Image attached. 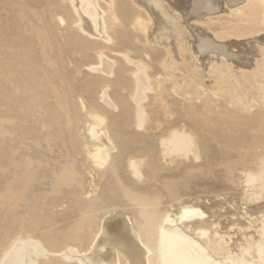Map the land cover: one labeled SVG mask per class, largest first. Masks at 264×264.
I'll return each mask as SVG.
<instances>
[{"label":"bare ground","instance_id":"obj_1","mask_svg":"<svg viewBox=\"0 0 264 264\" xmlns=\"http://www.w3.org/2000/svg\"><path fill=\"white\" fill-rule=\"evenodd\" d=\"M8 1L39 17L42 61L14 59L15 48L1 45L6 51H0V146H5L2 153L7 148L11 154L4 153L0 161V177L5 180L0 191L5 221L0 227L7 231L0 241V264H264V237L241 257L235 247L228 250L230 241L215 234L213 227L210 231L183 226L192 234L179 227L195 206L181 203L175 183L164 182L162 187L181 204L176 214L161 209L162 195L144 186L160 182L158 174L165 170L186 163V169L193 171L200 167L197 162L205 158L209 162L213 143L221 156L233 159L234 154L238 172L264 170V0H102L105 6L98 0ZM191 21L207 25L213 35ZM49 28L56 30L57 44L51 43ZM73 28L77 32L73 36L64 34ZM235 48L252 57L235 62L239 57ZM118 52L127 57L111 56ZM128 58L143 66L129 63ZM92 65L97 68L89 69L97 77L85 87L101 94L100 103L86 100L78 87L80 68ZM16 66L30 71L19 73ZM39 67L42 75L36 71ZM69 86L74 89L69 91ZM129 118L143 135L159 136V151L154 142L144 145L132 135ZM21 122L41 123V129L49 132L45 138L51 152L58 140L74 151L65 154L70 159L53 185L57 194L63 188L73 190L49 203L48 216L37 214L45 200L38 205L37 198L32 201L27 194L42 162L27 157L21 168L16 147ZM82 133L89 144L101 147L95 149L98 154H88L94 150L78 140L85 139ZM83 154L91 162L82 160L91 177L87 189L76 167ZM122 168L131 178L120 174ZM229 171L232 177L235 171ZM96 174L107 178L103 188ZM250 176L238 178L247 183ZM261 184L264 188V180ZM125 197L130 204L122 200ZM54 209L69 212L59 215ZM122 209L132 212L134 227L109 218L103 222L111 211ZM31 239L42 244L50 257L28 260L31 247L25 240ZM69 246L78 249L76 256L90 253L73 260ZM63 252L70 255L56 256Z\"/></svg>","mask_w":264,"mask_h":264},{"label":"rangeland","instance_id":"obj_2","mask_svg":"<svg viewBox=\"0 0 264 264\" xmlns=\"http://www.w3.org/2000/svg\"><path fill=\"white\" fill-rule=\"evenodd\" d=\"M98 2H101V5H104V6L106 5L104 3H107L106 0H104V3H102L103 2L102 0H98ZM22 9H23L24 13L21 15V13L19 11H21ZM99 10L101 12L103 11L101 9H99ZM38 11H42V10L39 9ZM191 23L193 25L197 24L194 21H191ZM49 25L51 27H53L54 23H50ZM200 25L201 24H197V26H199L201 28L204 27L203 29H206L207 33L209 32L210 35L211 34L213 35V33L208 29L207 25H201V26ZM40 26H41V24L39 23V17L35 16V13L32 12L31 10L27 9L26 7L21 8L18 5L12 6L8 0H0V51L1 50L3 52L6 51V47L2 48L1 45H5L8 43V44L12 45L13 48H15L13 50V54L15 57L14 59L19 57L22 61L26 60L29 63H37V64L41 63V61H42V44H40V42H39L40 37H39V33H38V27H40ZM64 26L65 25H63L62 27H64ZM49 29H51V28H49ZM50 32L52 34L51 35V37H52L51 43L57 44L59 39L56 37V30L51 29ZM73 32H76V29L73 28L68 33H67V31L64 32V34L69 35V36L70 35L73 36ZM18 36H20V37H18ZM31 43H32V45H31ZM32 46H33V48H32ZM64 50L65 49L62 48V51H64ZM233 52L237 53L239 55V57L235 56V58H234V59H236L235 62H238V63H245L248 61L249 58L252 57V54L251 55L245 54V52H243L244 56H242V53H240L238 51V49H236V52H235V50H233ZM118 54H120V55H118ZM123 54H125V53L118 52V53H112L111 56L116 57V58L127 57L126 54L125 55H123ZM243 59L246 61H244ZM110 60H113V59H110ZM113 62H114V60H113ZM128 62L129 63H136L140 66H143L142 65L143 63L140 62L139 60L135 59V58H133V59L128 58ZM183 62L186 63V61H184V60H183ZM85 67L86 66L80 68L79 77L81 80V84L79 83L78 87H80L84 90L83 96L86 100L100 103V101L102 100V99H100L101 94H97V93H95V91L93 89L88 90L87 87H85V86H88L87 85L88 80H95L96 79L97 75H95L89 69V68H95L96 66L92 65V66H89L86 68ZM16 69H17L16 71H18L19 73H25V72L29 73V71H30L29 69L24 70L23 66L22 67L19 66ZM36 71L40 75L43 74L42 73L43 70H41L40 67ZM140 73H141V71L139 72V70H138V72H136L137 75H139ZM179 75L183 76L180 73H178V76ZM144 76H145V79L149 83L151 82L152 84H155V82H156L155 79H153L149 75L147 76L146 74H144ZM241 81H242V78H241ZM243 82L245 83V81H243ZM195 84L196 83H192V87L198 86L197 87L198 89H201L203 87V85H201V84L200 85L199 84L195 85ZM245 84H247V82ZM71 89H74V88L69 86L68 90L70 91ZM109 93H111V95H114L113 89H110ZM152 95H153V93H151V96ZM24 98L26 99L28 97L25 96ZM17 99H23V98H21L20 95H18ZM70 99L72 102H75L76 96H70ZM142 103H143V101H142ZM72 105L74 107L73 103H72ZM113 110L114 109H112V112L114 114L119 113L118 109H115L114 111ZM77 111H78L77 112L78 115H81L79 110H77ZM22 115H24V114H22ZM45 119H48V114L45 116ZM128 121L130 124L132 123L131 127L128 130H130L132 132V135H135V136L137 135L136 137L140 139L142 144L149 145V146L154 145L153 146L154 148L156 146L157 147L160 146L159 145L160 144L159 136H154L155 133L154 134L150 133V135L149 134L143 135L144 134L143 132L139 131V129H136L134 127L133 120L131 118H129ZM18 126H19L18 127V129H19L18 130V136L19 137H18V140L16 142V147L18 149V157H19L20 161L22 162L21 168L22 169L25 168V163L29 157L32 158L34 161H36V163L42 162V166L36 170V173H35L36 180L31 185V187L27 190V194L30 195V198L32 201L35 198H37L36 204H38V205L42 204L44 202L43 200H45L44 203L46 205L43 207H39L37 214L48 216L50 214V210H51V205H49V203L54 202L56 199L62 200L63 197L67 194L68 190H73L70 188H63V193L57 194L54 192L55 190L53 189L54 188L53 185L57 179V175H60V173L63 171L64 164L67 162L66 160L70 159L69 157L67 158L66 157L67 155H65V154H68L69 153L68 151H70V153H72V152L74 153V151L71 148V146H69V144H68L69 148H64L63 143H60L61 140H58L57 142H59L58 143L59 147L58 146L54 147L53 152H51L49 150V147L47 146L46 138H45L49 132L45 129H41V123H37V124L32 123L31 124V123H22L21 122L18 124ZM33 129H35V131ZM134 130H136V131H134ZM179 130H180V128L175 129V131H179ZM82 134H84L85 139L80 137L78 140L80 142H82L83 145H85V146L87 145L90 149L93 148V150H94L93 153L91 151V153H88V154H90V155L98 154L99 151H95V149H98L101 147H99L98 145L89 144V142L91 140L87 138V134L86 133H82ZM65 135H64V138L66 141H68L69 140L68 134H65ZM138 135H140V136H138ZM75 136L77 137V133ZM157 139H158V141L155 142V140H157ZM153 142H154V144L152 145ZM135 145L136 144L134 143L132 146H135ZM211 146H212V150H211V152H209V157H210L209 162H208V159H206V158L203 161L197 162L196 164L198 166L200 165V167L195 168V170H193V171H189L186 169V167L188 166L186 163L182 164L180 166V168L177 170L176 169H172L171 171L165 170V171L160 172L158 174V178L160 179V182L153 181L150 184H144V186H147L148 188L151 189V190L149 189L150 193H160L162 195L161 209L169 208L173 211V213L176 214L177 212H179L181 204L173 201L169 196V190L162 187V183H164V182H166V183L168 182V185H170V186H171L172 182L175 183L174 187H175V190L178 191V194L181 197V201H182L181 203H183V205H185V206H189V205L195 206L194 211L186 214L187 218H190V219H187L186 215H185L184 216L185 218L183 220L184 225L179 224V225H181L179 227L181 229H183L187 225L186 228L188 229L190 226H191V228L192 227L195 228L196 226L197 227L203 226V227H205L204 228L205 230L212 229V231L214 228V231L217 230V231H215V234H217L218 236L220 235V237L221 238L223 237L224 240L230 241L231 244L229 243L230 244L229 247H231V248L228 247V250H232L235 247L238 255H240L241 257H242V255L246 256L247 248H249L250 246H255L256 243L260 242L264 237V221L262 220L264 218V190H263L264 188H262L263 184L260 185V183L263 182V180H264V177L261 176V174L264 173V170H260V171L259 170H253V171H249L250 173L248 171L243 172V173H241L240 171L238 172L236 170V167H239L240 165L235 162L237 159L234 158L235 157L234 154L232 155L233 159H229L228 156H225V155L221 156L220 150L215 143H213ZM4 147H5L4 145L0 146V161L2 160L4 153L5 154H11V150L7 149V148L2 153L1 151ZM157 147L155 149L156 150L158 149V151H159L160 147H158V148ZM34 156H35V158H34ZM77 160L78 161L76 163V167H78L79 173L82 175V178H83V180H82L83 186L82 187L87 189L88 188L87 182L91 177H90V175H87V172H86L87 166H86V164L84 165L82 160H86V162L88 164L91 162H89L86 159L85 154H83L82 156H78ZM37 166L38 165L36 164V167ZM229 170L235 171V173L233 174L232 177L230 176L231 171H229ZM0 174H1V171H0ZM120 174H123L127 178H131L130 174H128V172L125 168L121 169ZM253 174H256V175H253ZM241 175H243V177L245 175H247V178H248V176L251 175L250 177L252 178V180L255 179V181L251 180V181L245 183L244 182L245 180H239L238 177ZM107 176H109V174H107ZM261 177L263 178V180H260ZM101 179H102L101 176L96 174V180H97V182H99V184L103 188V186L105 185V183L107 181V178L105 177L104 179H102V180ZM256 181H257V183H255ZM4 182H5V180L0 177V191H2V189H3ZM247 185H249V186H247ZM255 186H257V187H255ZM82 198H86V197H82ZM253 199H254V201H253ZM122 200L125 203L130 204L126 197L122 198ZM249 200H251V201H249ZM53 211L56 213H59V215H60V213H62L61 215H64V213L69 212L68 210H66L63 213V209H60V210L54 209ZM114 211L113 212L111 211L105 217V219H104L105 221H103L104 223L108 222V218H109V220L127 221V222H129V224L131 226L134 227L135 221H134V217L132 215V212L130 210L122 209V210H114ZM193 213H195L196 215ZM203 216H204V218H203ZM261 216H263V217H261ZM126 218H128V219H126ZM4 221H5L4 211L0 207V226L2 225V223ZM188 225H189V227H188ZM253 226H255V227H253ZM193 228L191 230H195ZM255 228H257V229H255ZM183 230H185V229H183ZM259 231H260V233L256 234ZM186 232L189 233V231H186ZM6 233H7V231H5L3 228H1L0 237H2V238H0V241H3L5 239L4 235H6ZM192 233L190 232L189 234H192ZM242 234H245V235L242 236ZM100 235H102V234L100 233L99 236ZM31 240H25L26 243L28 241L32 242V243L28 242L27 244L25 243L26 247H27V245L31 247V248H29L30 250L27 249L29 251V253L27 251V254L30 257V258H28V256H27L28 260H32L35 258V259L41 261L44 258L50 257L49 253H47V249H45L42 244L38 243V241L36 239L35 240L31 239ZM32 244H34V245H32ZM36 244H37V246H36ZM20 245H21V243H18L17 246H20ZM38 245H40V246L42 245L41 247L43 249H41L40 246H38ZM37 247H39L40 249ZM71 247L73 248V246H69V247H67V249L69 250V252L71 254L70 258H73V260H76L77 257H78V259H80L79 257L82 254L83 255L85 254V256H86L87 254L90 253V252H87V253H81L80 252V253H78L79 256H78V254L76 256V252H78V249L73 248L74 250L76 249L75 251L73 250L75 252L74 253L72 251ZM241 247H243V248L241 249ZM22 250H23V252L26 253V250H24V249H22ZM106 251H107V249L105 250V252ZM32 252H34L35 254H37L39 256H37V255L34 256V254L32 255L31 254ZM66 253H67V255L69 254L68 252H63V253H60L58 255L56 254V256H60L61 254H62V256H65ZM50 254L52 255V253H50ZM72 254H73V256H72ZM82 256H81V258L84 257V256L83 257ZM247 258H249L248 255H247Z\"/></svg>","mask_w":264,"mask_h":264}]
</instances>
